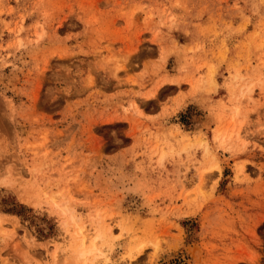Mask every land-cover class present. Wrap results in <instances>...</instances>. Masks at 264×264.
<instances>
[{"label": "rangeland", "instance_id": "obj_1", "mask_svg": "<svg viewBox=\"0 0 264 264\" xmlns=\"http://www.w3.org/2000/svg\"><path fill=\"white\" fill-rule=\"evenodd\" d=\"M4 215L0 264H264V0H0Z\"/></svg>", "mask_w": 264, "mask_h": 264}, {"label": "crops", "instance_id": "obj_2", "mask_svg": "<svg viewBox=\"0 0 264 264\" xmlns=\"http://www.w3.org/2000/svg\"><path fill=\"white\" fill-rule=\"evenodd\" d=\"M11 219L12 218L10 216H6V215H4V216H2V218H0V221H4L5 224H7V226L6 227L3 226V228L10 230V227H11L10 226V224H11L10 221H11ZM65 257L62 256V261H65V264H71L70 262H68L69 260H68L67 256H65ZM6 258H7L9 264H22L19 261V259H17L16 257H14L12 255H7Z\"/></svg>", "mask_w": 264, "mask_h": 264}, {"label": "bare ground", "instance_id": "obj_3", "mask_svg": "<svg viewBox=\"0 0 264 264\" xmlns=\"http://www.w3.org/2000/svg\"><path fill=\"white\" fill-rule=\"evenodd\" d=\"M81 228H82V227H81ZM82 230H83V229H82ZM94 240H95V239H94ZM88 249H89V248H88ZM84 254H85L84 252H81V253L79 252V253H78V256H80V257H82V256L85 257ZM78 256H77V257H78ZM83 257H82V258H83Z\"/></svg>", "mask_w": 264, "mask_h": 264}, {"label": "trees", "instance_id": "obj_4", "mask_svg": "<svg viewBox=\"0 0 264 264\" xmlns=\"http://www.w3.org/2000/svg\"><path fill=\"white\" fill-rule=\"evenodd\" d=\"M13 213H17V212H13Z\"/></svg>", "mask_w": 264, "mask_h": 264}]
</instances>
